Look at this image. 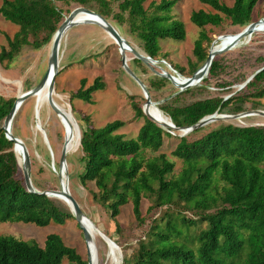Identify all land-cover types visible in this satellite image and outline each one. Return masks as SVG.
Wrapping results in <instances>:
<instances>
[{
  "label": "trees",
  "instance_id": "obj_1",
  "mask_svg": "<svg viewBox=\"0 0 264 264\" xmlns=\"http://www.w3.org/2000/svg\"><path fill=\"white\" fill-rule=\"evenodd\" d=\"M176 1L151 0L144 4L145 0H1L0 18L15 25L16 30L11 36L4 34L0 63L11 62L24 46L41 48L72 8L84 6L112 20L135 50L152 59L162 58L179 74L190 76L205 58L214 29L224 21L230 27L243 29L252 22L259 1L264 7V0H232L230 5L219 0H197L213 12L201 8L190 12L188 20L197 27V35L191 56L180 64L161 48L164 40L182 41L185 37L184 24L173 13ZM129 38L136 39V45ZM102 52L105 50L90 51L74 64L97 60ZM256 60L263 61L260 56ZM127 63L146 85L150 99H162V92L153 91L168 86L169 81L132 55ZM225 68L223 54L215 55L198 86L171 93L156 106L176 127L192 125L214 112L233 114L261 108L264 66L252 71L247 81L248 77L241 73L223 80L220 75ZM149 71L146 79L139 74ZM239 83L242 87L229 89ZM103 88L100 76L86 86L82 78L76 90L70 92L69 102L77 98L91 103L93 93ZM210 88L228 89L230 93L223 98L209 92ZM196 92L205 96L181 103L185 94ZM127 96L133 117L141 119L134 137L127 138L119 132L124 124L119 119L96 127L89 114H82L78 124V161L82 164L79 181L93 184L92 198L106 207L117 234L115 244L120 245V238L136 239L132 251L121 248V264H264V125L220 121L177 136L144 116L140 94ZM13 100L0 95V125ZM18 111L11 125L14 136ZM164 137L175 140L169 154L180 162L177 170L165 153L158 152ZM12 147L13 142L4 137L0 128V223L43 227L50 221L62 224L72 219L61 200L27 191ZM41 170L39 167L38 172ZM38 186L41 190L58 188L51 183ZM141 199L148 201L143 215ZM127 203L134 218L132 234L122 230L116 220L120 207ZM62 260L86 264L56 233L46 234L41 244L0 234V264H60Z\"/></svg>",
  "mask_w": 264,
  "mask_h": 264
},
{
  "label": "rangeland",
  "instance_id": "obj_2",
  "mask_svg": "<svg viewBox=\"0 0 264 264\" xmlns=\"http://www.w3.org/2000/svg\"><path fill=\"white\" fill-rule=\"evenodd\" d=\"M149 1L151 0H145L144 4H147ZM219 1L230 5L232 0ZM199 8L213 12L208 6L197 0H177L173 7L175 18L179 19L184 24L185 37L182 41L164 40L161 42V48L162 51L168 52L169 58L174 62L184 64L186 58L191 56L192 42L197 35V27L189 22L188 17L192 10ZM252 22L257 23L256 27L264 25V7L260 1L254 7ZM74 26L67 30L65 36L60 42V60L58 69L59 67H64L54 76V91L62 98H54V100L63 108L66 106L69 109L77 126L78 124H81V121L79 120L80 115L82 114H89L93 126L96 127L113 119H119L124 121L119 132L125 134L127 138L134 137L141 119H135L133 117L127 94H140V91L121 68L115 42L107 33L102 30L103 33L96 25L82 24L77 25L75 29L71 30ZM240 28L241 27H230L228 26V22L224 21L220 27L212 31L211 41L208 48L213 43L214 48L220 44H227L231 39H226L225 37L240 32L242 30ZM250 29L252 28L250 27L249 30ZM15 30V25L0 18V46L5 45L4 34L11 36ZM220 35L223 36L218 37V40L214 42L215 38ZM129 40L136 45V39L129 38ZM106 46L108 47L106 48ZM93 50L95 52L105 50V52H102L99 55L98 60H87L81 64H74V62L78 61L81 56ZM48 54L49 43H46L37 50L24 46L11 62H1L0 95L14 98L15 95L22 93L26 88L34 86L45 70ZM220 54H223L226 66L225 73L220 75L223 80L229 81L239 73L248 77L252 71L258 69L260 66H264V29L242 36L241 39L236 40L233 45H227L225 51ZM258 56L262 58V62L256 60ZM130 58L131 54L126 52V59L129 60ZM69 63H71V65H68ZM119 69H121L123 73H121ZM155 69L160 73L167 72L171 75L173 74V72H170L163 64H157ZM150 73V71L146 73L139 72L143 79H146ZM96 76L101 77V80L104 82V88L93 93L91 103L84 102L77 98H72L69 102L70 92L76 90L79 86L80 79L84 78L86 86L91 83ZM199 84L200 82L198 85ZM175 85L178 84H174L172 81V83L169 82L168 86L158 91H153L160 94L161 92L163 93V98L156 100L157 104L164 99L169 98V94H176L177 88ZM242 85L243 84L240 83L234 84L231 85L229 89H238L242 87ZM19 88L21 91H19ZM209 92H214V94H218L223 98L228 97L230 93L228 89L227 91H221V89L211 90V88L209 89ZM203 96H205V93L203 92H196L193 95L187 93L183 96L181 103ZM259 102L262 104V107L252 109L264 110V97L260 99ZM142 103L143 101H141L140 104ZM19 109L18 118L16 119V137L22 140L29 153L31 160L30 178L35 181L36 188L41 190L38 186L39 184L48 185L51 183L58 185L56 172L60 175L63 183H66L67 174L70 194L79 204L84 214L103 234L113 241L116 240L117 234L113 230V222L108 215L106 207L97 203L92 198V192L95 190L93 184L91 182H86V184L83 185L79 181V173L81 172L82 164L78 161V146L73 152H70L71 154L65 156L66 164L61 169V173L58 171V167H56L63 144V132L61 126L66 124V121L64 120L68 110H64V113H62L60 109L54 110L52 105L50 106L48 104L47 94L44 93V91L37 92L35 95L25 99ZM246 110L249 109L241 111ZM149 113L158 120L164 121V119L156 114V111L149 109ZM36 114L38 115L39 120L36 118ZM220 121L221 123H232L236 125L264 124V118L261 116H247L240 119L218 120L213 122L220 123ZM12 122L14 121L12 120ZM213 122L206 125L217 124ZM35 124H38L40 129L43 130L46 140L41 134L40 129L35 128ZM70 131L71 127L67 125L65 131V144ZM174 133L175 135H178V132L175 131ZM163 139V144L158 152L165 153L168 158L174 162V169L177 170L180 162L169 154L174 146L175 140H168L167 137H164ZM77 144L78 140L74 141L70 146V151H72ZM39 167L42 168L41 172H38ZM147 205L148 201L141 199V215L145 213ZM183 213L188 215L193 214V212L189 210H183ZM158 215L159 214L157 213L155 216ZM116 220L120 226L123 227L122 230L125 232L130 233L134 230L132 226L134 224V218L131 213L130 203L124 204L120 207ZM89 225L93 232L92 234L97 251L98 264H116V257L113 253L112 247L108 249L107 245L101 240L92 224ZM48 233L58 234L66 245L73 247L80 257L86 261L85 243L82 239L81 230L78 228L73 218L66 220L62 224L50 221L43 227L35 226L30 223H0V234H9L21 239H33L39 244L42 243L45 235ZM130 238L131 237H129L128 240H125L124 238L122 240L120 238L122 242L118 246L120 247L121 260V248H124L126 252L133 250L134 241L136 239L133 237L132 239ZM60 264L70 263L66 260H62Z\"/></svg>",
  "mask_w": 264,
  "mask_h": 264
},
{
  "label": "water",
  "instance_id": "obj_3",
  "mask_svg": "<svg viewBox=\"0 0 264 264\" xmlns=\"http://www.w3.org/2000/svg\"><path fill=\"white\" fill-rule=\"evenodd\" d=\"M76 11H83V12L87 13L89 15V17L80 18V19L76 18L75 19L73 17V15ZM85 23L94 24L100 28L106 27L107 29L110 30L111 37H112L113 41L115 42V45L117 46V51H118L119 58H120L121 68L123 69L125 74H127L128 77L135 83V85L137 86V88L140 91V95L143 98V103L140 104L141 112L144 114L145 117H147L149 120L154 122L156 125L165 129L166 131H168L172 134H175L172 131V130H175L176 132H178L177 136H183V135H185V134H187V133H189V132H191L197 128H200V127H202V126H204L210 122H213V121L240 119V118L247 117V116H261L264 118V110H262V109H249V110L237 112L234 114L214 112L212 114H209V115H206V116L200 118L197 122H195L192 125L180 126V127H176L175 125H173V123L170 121V119L168 117H167L168 118L167 122H164V121H161V120L154 118L145 110L146 105H155V109L159 113H162V112L156 106L157 102L152 101L150 99L146 85L138 78V76L128 66L127 59L124 56V51L127 50L128 53H130L133 57L140 60L144 65L147 66V68L152 70L153 73L157 74L158 76L166 78L170 83H172V79L176 81L177 79L182 78L179 83H181L183 85L179 89H177V91H176V93H177V92L186 90L189 87H192L191 81H193L196 78V76L198 75L199 67L201 65H206V69H208L207 66H209L211 58L214 55L220 54L223 51H225V47L222 46V47H220V48H218L215 51L210 53V50H209V48L211 46L210 45L208 50H207V54H206L205 58L196 67V69L192 72V74L190 76H183V75L179 74V72L175 71L174 69H171L170 65L167 62H165L162 58L152 59L148 56H145L141 52L135 50L133 47H131L129 45V43L123 38L120 31L118 30V28L115 26V24L111 20L104 18L100 14L88 9L87 7L75 6L63 17L62 21L59 23V25L57 26V28L55 29V31L52 33V35L50 37V40L48 42L49 43V54H48V58H47V62H46V67H45V70H44L42 76L40 77V79L38 80V82L34 86H32L31 88H29L25 91H22V93H20L18 96H14L13 103H12L10 109L8 110L7 114L5 115L3 121L0 125V128L3 130L4 137L13 142L12 150H13L14 155H15L14 147L17 145L19 147V150H20L22 156L24 157L29 169L31 166V160H30L29 153H28L24 143L22 142V140L16 136H14L10 130L11 122H12L13 116L15 115V110H16L17 106L22 101H24L25 99L34 95L46 82H47V102L50 106L52 105V103H54L51 100V94H52V86L54 83V76L56 75L57 70H58L59 61L57 59V56H58V52H59L58 49L60 46V42H61L62 37H63V35L67 29H69L73 25L85 24ZM250 23H252V22H250ZM221 36H223V35L217 36L216 38L221 37ZM216 38H215V41H216ZM157 64L165 65L170 72L171 71L173 72V74L171 75L167 72L160 73L159 71H157L155 69ZM206 74H207V71H206ZM206 74H204L200 78L201 79L204 78L206 76ZM249 78H247L246 81ZM196 85H198V84H195L193 86H196ZM71 125H74V128L76 127L77 135H78V145H79V129H78V126H77L75 121L73 123H71ZM254 125H256V124H254ZM257 125H264V124H257ZM35 127L40 129V126L38 124H35ZM61 129L63 132V143H64L65 138H66L65 137L66 128L64 126H61ZM40 132L43 135L44 139L46 140L45 133L43 132L42 129H40ZM15 159H16V155H15ZM64 162H65V153H64L63 144H62L60 154H59V158H58V164H57L58 171H60V173H61V166L64 164ZM16 163L19 167L17 159H16ZM21 173H22L24 184H25L27 191L42 194V195H45L47 197H51V198H55V199L63 198L64 200H66L68 202V204H67L68 210H69L70 214L72 215L73 219L75 220L78 228L81 230L82 239L85 243L86 264H98V256H97L95 244H94L93 240L91 239L89 232L86 230V228L83 225L84 223H87V222L92 224L91 220H89V218L84 214V212L80 208L79 204L73 199L71 194L68 192V190L66 189V186L63 184V181L61 180V177L58 174V172H56L57 181H58V188L57 189H44V190L37 189L36 183L34 180L30 179V181L27 183L25 176H24V172L22 170H21ZM92 226L95 228L99 237L101 238V240L106 245L111 243L118 248V253L121 257L120 247L118 245H116L113 240L109 239L105 234H103L95 225L92 224ZM89 251H93L94 263H93V261H91L89 259V256H88Z\"/></svg>",
  "mask_w": 264,
  "mask_h": 264
},
{
  "label": "bare ground",
  "instance_id": "obj_4",
  "mask_svg": "<svg viewBox=\"0 0 264 264\" xmlns=\"http://www.w3.org/2000/svg\"><path fill=\"white\" fill-rule=\"evenodd\" d=\"M73 17L76 19H80V18H86V17H89V15L87 14V13H85V12H83V11H76L75 13H74V15H73ZM256 22H252V23H250V24H248L245 28H243L240 32H238V33H236V34H230V35H227L225 38L226 39H231V40H229V42L226 44V43H224V44H220V45H218L217 47H213V44H211V46H210V48H209V50H210V53L211 52H213V51H215L216 49H218V48H220V47H226L227 45L229 46V45H233V43L236 41V40H239V39H241V37L242 36H244V35H247V34H250V33H252V32H254V31H258V30H262V29H264V25H262V26H258V27H256ZM74 26V25H73ZM72 27V26H71ZM252 28V29H250L249 30V28ZM105 33H107L108 35H110V37H111V32H110V30L109 29H107L106 27H104V28H101ZM68 30V29H67ZM67 30L65 31V33H64V35H63V37L65 36V34H66V32H67ZM249 30V31H248ZM246 31H248V32H246ZM246 32V33H245ZM243 33H245V34H243ZM62 37V38H63ZM112 38V37H111ZM218 40V38L216 39V41ZM215 41V42H216ZM60 49V48H59ZM59 49H58V51H59ZM126 52H127V50H125L124 51V56H125V58H126ZM215 56V55H214ZM213 56V57H214ZM212 57V58H213ZM57 59H58V61L60 60V53L58 52V56H57ZM207 68H208V66H207ZM206 69V65H201L200 67H199V73H198V75L196 76V78L193 80V81H191V85L193 86V85H195V84H198L200 81H201V76H203L204 74H206V71H207V69ZM172 79V78H171ZM182 78H179V79H177L176 81L175 80H173L172 79V81L174 82V84L176 83V84H178V85H176L178 88H180L183 84H181V83H179L180 82V80H181ZM19 91H21V89L19 88ZM40 91H44V93H46L47 94V82L37 91V92H40ZM36 92V93H37ZM35 93V94H36ZM34 94V95H35ZM11 95V94H10ZM19 94H17V95H15V96H18ZM33 96V95H32ZM54 98H62L59 94H57L55 91H54V83H53V86H52V94H51V100H52V102H54V103H52V108L54 109V110H58V109H60V111L62 112V113H64V110H68V113H66V118H65V120L64 121H66L65 123L68 125V126H70L71 127V131H70V133H69V135H68V137H67V141H66V144H65V142L63 143V150H64V153H65V156H68L69 154H71L70 152H73L76 148H77V146H78V144L76 145V147L74 148V149H72V151H70V146H71V144L74 142V141H77L78 140V135H77V130H76V127L74 128V125H71V123H73L74 122V119L72 118V115H71V113H70V111H69V109L65 106V108H63L62 106H60L55 100H54ZM23 102V101H22ZM22 102L17 106V108H16V110H15V114H16V112L18 111V109L20 108V106H21V104H22ZM149 109H151L152 111H156V114L158 115V116H160L162 119H164V121L165 122H167L168 121V118H167V116H165L164 114H162V113H159L156 109H155V105H146L145 106V110L149 113ZM36 112V111H35ZM150 114V113H149ZM151 115V114H150ZM152 116V115H151ZM36 118L38 119V115L36 114ZM155 118V117H154ZM157 119V118H156ZM39 120V119H38ZM11 122V121H10ZM63 125L65 128L67 127V125ZM73 126V127H72ZM36 128V127H35ZM37 129H39V128H37ZM77 139V140H76ZM14 151H15V155H16V159H17V162H18V164L20 165V168H21V170L24 172V176H25V179H26V181H27V183L30 181V169H29V167L27 166V163H26V161H25V159H24V157L22 156V154H21V152H20V150H19V147L16 145L15 147H14ZM20 160V161H19ZM66 164V162H64V164L61 166V169L63 168V166ZM66 179H67V182L66 183H63L65 186H66V189L68 190V192L70 193V191H69V186H68V176H67V174H66ZM59 200H61V201H63L66 205L68 204V202L66 201V200H64L63 198H59ZM90 220V219H89ZM91 223L93 224V222L91 221ZM90 223H84L83 225H84V227L86 228V230L89 232V234H90V236H91V239L93 240V242H94V238H93V232L91 231V229H90V225H89ZM94 225V224H93ZM94 228V227H93ZM95 229V228H94ZM98 234V233H97ZM109 238V237H108ZM110 239V238H109ZM107 247H108V249L110 248V247H112V249H113V253H114V255H115V257H116V264H121V257H120V260H119V253H118V248L115 246V245H113V244H111V243H109L108 245H107ZM88 256H89V259L91 260V261H93V263H94V260H93V251H89V253H88Z\"/></svg>",
  "mask_w": 264,
  "mask_h": 264
},
{
  "label": "crops",
  "instance_id": "obj_5",
  "mask_svg": "<svg viewBox=\"0 0 264 264\" xmlns=\"http://www.w3.org/2000/svg\"><path fill=\"white\" fill-rule=\"evenodd\" d=\"M108 19V18H107ZM110 20V19H109ZM112 21V20H111ZM113 22V21H112ZM85 24H89V23H85ZM78 25H82V24H78ZM90 25H94V24H90ZM77 26V25H76ZM76 26H74L73 28H71V30L72 29H75L76 28ZM116 26V25H115ZM98 27V26H97ZM99 29H101L100 27H98ZM71 30H69V31H71ZM101 31H102V29H101ZM103 32V31H102ZM104 33V32H103ZM109 37H110V35H109ZM111 38V37H110ZM108 46H106V48H107ZM92 60V59H91ZM98 60V59H97Z\"/></svg>",
  "mask_w": 264,
  "mask_h": 264
}]
</instances>
